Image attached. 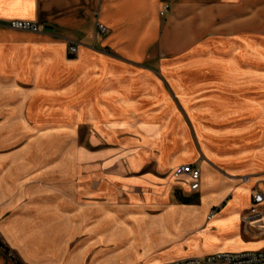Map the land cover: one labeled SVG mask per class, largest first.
I'll use <instances>...</instances> for the list:
<instances>
[{
	"label": "crops",
	"instance_id": "0c3cea01",
	"mask_svg": "<svg viewBox=\"0 0 264 264\" xmlns=\"http://www.w3.org/2000/svg\"><path fill=\"white\" fill-rule=\"evenodd\" d=\"M164 4L171 9L161 18ZM263 6L0 0V236L22 264H170L264 251V237L242 220L254 195H264V102L246 93L236 103L231 94L243 81L263 91L264 76L242 70L235 55L264 44L252 28ZM13 22L46 31H16ZM200 44L232 50L211 60L200 57ZM252 57L264 60L253 50L244 63ZM211 63L228 66L216 72L213 134L200 125L209 111L200 105V68ZM236 112L250 117L241 128L261 130L260 147L236 153L215 142L224 130L233 134L237 123L225 124ZM178 113L189 114L194 133L182 115L173 120ZM80 129L90 147H80ZM183 166L200 171L198 191L189 177L174 176Z\"/></svg>",
	"mask_w": 264,
	"mask_h": 264
},
{
	"label": "rangeland",
	"instance_id": "374dc122",
	"mask_svg": "<svg viewBox=\"0 0 264 264\" xmlns=\"http://www.w3.org/2000/svg\"><path fill=\"white\" fill-rule=\"evenodd\" d=\"M257 1H262V0H253L254 4ZM263 5H264V0H263ZM160 12H161V9H160ZM258 14L260 15H256V10L254 9L252 28H253L254 39L256 40L258 39V36H264V6H263V11H259ZM160 17L166 18V17H162L161 15ZM231 50H232V44H200V57L213 60V59L221 58L223 56L228 55ZM253 50H259L260 53H262V56L264 57V44H249L246 50L238 47L235 50L236 51L235 55L238 56L241 62L240 67L242 68V70L248 67H252L253 70H256L257 73H259L261 76H264L262 75L264 74V60H261V61L255 60L253 59L254 57H252V62L244 63L245 53L246 52L250 53ZM213 63H215V61H213ZM214 66L212 64V65L200 68V78H199L200 79V105L205 104L209 110L208 112H205V113L200 112V123H201L200 125H203V124L207 125V127L209 128L207 130H209L211 134H213L212 108H213V105L216 104V97L214 98L213 93L217 92V89L215 88V83L217 82V77H218L216 72L221 71V73H223L225 69L228 68V66L223 67L219 65L220 67H218L217 65L216 69H214L213 68ZM197 77H198L197 74H195V75H187L185 78L186 79L188 78L189 80H191ZM241 84L242 82L240 83L239 86H237L239 88L238 90H236L237 92L231 93L233 97L235 96L234 98L237 101L236 103H239L240 101L245 100L244 94L246 93H248L249 95H253L254 102H256L255 104L259 105L260 103L264 102V88L262 89L263 91H261L262 85L260 82L254 83L252 85L253 88L247 89V90H246V87L248 86V84H245L244 81H243L244 85H241ZM263 84H264V80H263ZM227 94H229V91H227ZM227 105H228V101H227ZM181 115L184 117V119L188 120V122L190 123L189 126L192 130V133H194V126L191 122V119L189 118L190 117L189 114L187 113L173 114V120H176V117L181 116ZM190 115L196 117L198 113H194ZM229 118L230 117L226 118L227 121L225 125L233 128V126H230V125H233V123H237L236 128L233 130L234 132L232 131L233 134L231 135H229L228 133H225L226 130L222 131L223 135L221 137H216L214 135H211L212 138L213 136L215 137V142L217 141V144H220L221 147H223L224 149H227V150H230L236 153H242V152L249 151V149L253 148L254 146L260 147V144L256 145V142L260 140L261 130L256 129L255 127L251 129L241 128L244 125H246L245 123H248V119L250 118L249 116H247L246 113L242 112V113L237 114L236 112V114H234L233 117L231 116L230 120H228ZM78 136L81 141L80 147H86L87 145H85L83 142L85 138L88 136L87 130L80 129ZM193 137L196 138L195 134H193ZM211 137L210 139L208 138V142L210 144L212 143ZM87 147H90V146H87ZM92 147L100 148L101 145L98 143H95L93 144ZM224 237L226 236H221L222 241L226 239ZM249 237L250 236H248V234L243 233L240 239L243 238L242 240L246 242L251 241V238ZM240 239L238 238L236 240L230 241L228 243L230 244L229 249L232 250V248H236L237 246L236 244L241 243L242 241ZM227 241L228 240H225V242ZM215 244L217 245L218 243L216 242ZM0 264H22L21 257L19 256V254L15 250L10 248V246L2 239L1 236H0Z\"/></svg>",
	"mask_w": 264,
	"mask_h": 264
},
{
	"label": "built area",
	"instance_id": "2783aa9c",
	"mask_svg": "<svg viewBox=\"0 0 264 264\" xmlns=\"http://www.w3.org/2000/svg\"><path fill=\"white\" fill-rule=\"evenodd\" d=\"M170 5H163L160 15L166 17L170 12ZM13 30L30 32L34 34L46 31L44 26L28 23V22H13L10 26ZM100 34H107L108 30L104 25L99 26ZM79 46L71 44L69 54L75 56L78 53ZM174 176L181 178L187 176L191 180V190L198 191L200 189L201 173L192 166H183L176 170ZM249 179L246 180L248 182ZM253 205L249 211L243 216V224L246 229L256 231L264 237V195L257 193L254 195ZM216 217V212L213 211L208 217L212 221ZM170 264H264V251L259 252H240V253H217L207 257L191 258L186 260L176 261Z\"/></svg>",
	"mask_w": 264,
	"mask_h": 264
}]
</instances>
